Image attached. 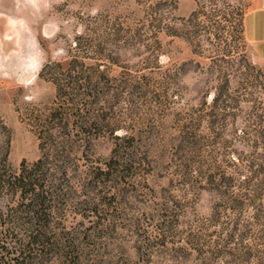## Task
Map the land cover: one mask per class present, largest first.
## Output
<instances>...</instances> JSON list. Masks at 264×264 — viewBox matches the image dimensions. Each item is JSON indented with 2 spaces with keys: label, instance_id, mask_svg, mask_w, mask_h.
<instances>
[{
  "label": "rangeland",
  "instance_id": "374dc122",
  "mask_svg": "<svg viewBox=\"0 0 264 264\" xmlns=\"http://www.w3.org/2000/svg\"><path fill=\"white\" fill-rule=\"evenodd\" d=\"M251 1L0 0V174L42 157L52 193L37 264H264Z\"/></svg>",
  "mask_w": 264,
  "mask_h": 264
},
{
  "label": "trees",
  "instance_id": "16d2710c",
  "mask_svg": "<svg viewBox=\"0 0 264 264\" xmlns=\"http://www.w3.org/2000/svg\"><path fill=\"white\" fill-rule=\"evenodd\" d=\"M40 157L32 165L22 164L17 172L0 174V264H37L36 253H44L52 242L47 235L52 212V193L46 187ZM11 200H16L10 205ZM24 228L26 237L16 228ZM65 257L71 256L69 249Z\"/></svg>",
  "mask_w": 264,
  "mask_h": 264
},
{
  "label": "crops",
  "instance_id": "0c3cea01",
  "mask_svg": "<svg viewBox=\"0 0 264 264\" xmlns=\"http://www.w3.org/2000/svg\"><path fill=\"white\" fill-rule=\"evenodd\" d=\"M242 34L264 67V0H252L242 15Z\"/></svg>",
  "mask_w": 264,
  "mask_h": 264
}]
</instances>
